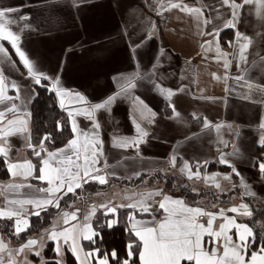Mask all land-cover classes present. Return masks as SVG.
<instances>
[{
  "label": "crops",
  "instance_id": "1",
  "mask_svg": "<svg viewBox=\"0 0 264 264\" xmlns=\"http://www.w3.org/2000/svg\"><path fill=\"white\" fill-rule=\"evenodd\" d=\"M73 3L74 0H0V8L18 9L9 14V18L15 21L11 28L21 36L20 46L35 69L50 77L42 82H47L52 90L51 84L58 77L59 87L72 93L78 92L89 102L81 104L66 97L65 107L62 108L61 98L52 90L58 106L68 117L70 128L68 111L103 102L120 91V84L125 78L139 73V78L134 81L135 88L117 96L108 110L94 114L93 119L100 123L99 136L103 141L104 158L98 165L103 169L101 174H107V179L152 174L168 167L171 157L175 156V164L217 163L229 168L231 172L224 175L230 176L234 174L232 168L220 163L221 157H224L240 173L239 176L234 174L238 183L242 185L241 180H247L243 184V194L253 193L264 200V173L259 170V164L264 162V149H259L258 143L260 136L264 135V130L259 127L264 122V19L257 15V6L245 5L239 9L233 28L227 26L233 20V10L224 5L223 0H80L79 7H74ZM173 3L182 7L186 5L189 9L198 8L202 15L171 8ZM261 11L264 13V10ZM23 16L29 19H20ZM214 30L219 31L216 33ZM237 31L252 39L245 53L247 62L239 58ZM217 41L220 53L228 54L226 59L230 65L227 68L224 66L225 57L217 52ZM230 42L232 46H229ZM2 43L9 52L7 57L0 54V72L5 78L6 95L16 96L11 88L13 83L19 87V99L0 103V111L12 104L19 109L15 114L8 113L4 123L17 116L29 122V117L24 114L29 113L35 97V84L11 45L6 41ZM237 76L244 79L238 81L235 79ZM248 83L254 87L249 89ZM157 84L175 94L169 99L156 87ZM170 105L175 106L179 116L174 114ZM152 113L155 115L152 116ZM193 114L198 118H193ZM205 118L211 127L205 128ZM75 119L81 130L91 134L92 120L84 115L75 116ZM136 124L148 133L143 142L136 147H114V138L133 140L138 137ZM217 125L221 126L219 131ZM5 146L10 148L6 158L9 163L31 160L35 164V156L27 147V134L9 137ZM1 158L5 161L4 157ZM105 159L107 168H104ZM5 167L7 176L0 178V208L5 207L8 200L46 196L38 191L48 187L46 182L33 177L27 180L13 178L7 163ZM204 174L213 176L223 173ZM35 175H39L38 167ZM10 184H30L31 187H7ZM142 191L141 194H147L155 190ZM141 194H136L133 200L140 199ZM125 195H121L124 200ZM161 199L153 204V197L148 202L156 207L151 213L135 214L136 219H162L165 214L157 203ZM7 207L19 209L21 206ZM50 207L47 206L46 210ZM23 209L30 224L36 217L31 215L34 206L23 205ZM43 211L40 210V214ZM133 213L130 212L129 216ZM77 215L78 220L74 224L83 226L90 223L93 226L94 217L85 221V215L80 214V210ZM62 224L59 227H64ZM27 230L21 233L27 234L24 238L19 237L21 234L17 236V243L38 240L36 235L41 233L39 230L28 233ZM232 232L233 229L229 235H233L235 240ZM53 242L50 243L53 244L51 248L56 264L57 261L61 264H80L70 251L71 241L65 245L60 239L62 249L59 255ZM86 242L89 241L80 239L78 242L83 249L79 252L81 259L88 252L83 248ZM249 250V256L252 251H259ZM42 256L45 257V248Z\"/></svg>",
  "mask_w": 264,
  "mask_h": 264
},
{
  "label": "snow or ice",
  "instance_id": "2",
  "mask_svg": "<svg viewBox=\"0 0 264 264\" xmlns=\"http://www.w3.org/2000/svg\"><path fill=\"white\" fill-rule=\"evenodd\" d=\"M224 5L230 7L232 11L233 20H230L227 24L228 27L235 28V20L238 17V10L242 9L245 5H256L257 15L264 19V0H241L237 3L236 0H223ZM74 7L80 6V0H74ZM171 8H181L182 11L189 13H196L202 15L200 9H189L186 5L183 7L180 4H171ZM18 11L13 7L0 8V54L3 56H9L8 49L4 46L7 42L14 49L16 55L19 57L20 62L27 69L28 76L33 80L35 85L43 86L42 80H49L50 77L38 72L33 63L30 61L25 51L20 46L21 36L14 32L11 25L15 23L14 20L9 18V14ZM161 14V13H158ZM20 19L27 20V16H23ZM209 23V21H205ZM155 25L153 24V28ZM219 30H214L218 33ZM212 35L213 33H208ZM151 38V34H149ZM236 42L239 45V58L240 60L247 62L245 55L249 46L252 44V39L239 31L236 32ZM209 44L211 42H208ZM231 42H230V45ZM135 47H139L136 45ZM135 47L132 51L135 52ZM217 52L220 53V49L217 41ZM225 57V68L229 67L230 61L226 59L227 53H220ZM10 58V57H9ZM264 59V57H262ZM139 78V73H134L131 77L125 78L124 82L120 84V91L116 94L109 96L106 100L100 103L90 104L89 107L83 109H74L68 111V116L71 118V131L73 137L68 140L65 147L57 149L55 151H48L45 147L46 142L52 140L51 134H45L39 140L38 145L32 143L31 133L28 125V120L17 116L15 119H7V123L4 121L7 118L8 113H17L19 109L15 104L7 107L5 110L0 111V157L5 158L8 170L13 178L22 177L24 180L33 177L40 181L46 182L48 187L40 188L38 191L45 193L44 198L39 199H27V200H8L6 206L0 208V219H13L14 220V234L19 236L22 232H25L29 227L28 216L24 215L23 205L34 206V211L31 215L39 216L40 210H46L47 206L60 207V200L63 196L69 193L75 194L76 190L81 188L84 183L89 181L98 182L100 185L108 183L107 174H101L103 169L98 167L101 163V159L104 158L103 141L99 136L100 123L93 119L94 114L100 110H108L117 96L126 94L130 89L135 88V79ZM115 79V78H114ZM218 79V77H217ZM236 80H243V76L235 77ZM60 80L55 78L51 84L52 90L56 95L60 97V105L65 107L66 97H71L76 102L81 104H89L87 99L80 93H72L68 90L59 87ZM249 89L254 86L250 83L247 84ZM160 89L161 93L166 95L169 99L175 93L172 90L163 89L160 85H156ZM259 87V86H256ZM12 90L16 92V96L6 95L7 86L5 84V78L3 73L0 72V103L10 101L12 99H19V87L13 83L11 85ZM247 98V97H245ZM139 100V98H136ZM143 104V101H140ZM146 108L147 106L144 105ZM176 116L179 113L175 112V106L170 105ZM151 112V110H148ZM25 117H30V113H25ZM84 115L89 120H92V132L81 130L75 119V116ZM155 113H152L154 116ZM193 118H198L193 114ZM151 123L152 121L149 120ZM205 128L211 127L207 119H204ZM221 126L217 125L216 129L219 131ZM260 129L264 130V122L259 125ZM138 137L133 140L127 138H114V147H136L143 142V138L148 135L147 132L140 128L139 124H136ZM57 130L63 131V125L57 122ZM27 134V147L31 150L32 154L38 158L39 166L32 163L31 160H25L22 162L7 161L10 148L5 145L8 144V138L13 135ZM83 138V139H81ZM261 148H264V135H261L258 141ZM176 157H171L170 165L175 167ZM220 163L226 164L232 168V172L239 176L240 173L226 158L221 157ZM39 175L36 176L37 171ZM108 164L106 159L104 160V168H107ZM259 170L264 173V162L259 164ZM181 171H187L188 179H201L199 168L195 172L192 171L191 165L185 162ZM139 175V174H138ZM205 181H215L216 177H204ZM223 179L230 180V176H224ZM7 187L21 188L31 187L27 185L10 184ZM215 187L219 188L220 184L215 183ZM254 195L253 193H248ZM132 196H125V199L132 200L133 202L128 204H113V201H107L100 205H93L88 215L84 217L85 221H89L92 216L97 212V209H101L102 215L105 217H111L105 221L108 228H112L119 224L118 209L129 208L136 209L138 212L151 213L153 206L148 201L152 200L154 196H162V199L158 201V208L165 214L162 219L157 220L153 217L150 221L136 219L135 213L128 216V223L130 225V233L134 235L135 239L127 244V258L120 259L116 250L111 252H101L98 247L88 251L84 254V258L81 259L79 252L83 249L79 245V240H87L93 244L96 242V238L100 236V233L90 224L85 223L81 226L78 223H70L71 221L78 220L79 209L73 212H64L62 214L63 223L70 225L65 227L61 231H56V226L46 230L47 238L56 241L57 247L56 253L59 255L60 239H63L65 245L71 241L70 251L76 256L80 264H91V261H95V264H110V259L116 261V264H136L138 259L139 264H264V246H261L259 251H252L250 256L248 248L250 243H255L254 231L247 224H241L236 221L234 217H229L225 212L239 213L245 216H252V211L248 209L247 204H241L239 207H232L227 210L220 209L218 213L206 211L201 207H191L186 205L183 200L173 199L168 195H162L161 191L149 192L147 194H141L140 199L133 200ZM7 205H20L19 209H12ZM243 209V212H240ZM207 217L206 223H201L200 218ZM222 219L223 222L214 227V222L218 219ZM232 229H235L234 235L236 239H233V235H229ZM205 237L208 239L205 240ZM43 238V237H42ZM39 241L37 239H28L23 243L17 254L23 253L25 249L32 251ZM6 245L0 240V251H4ZM35 256H40L39 250L34 251ZM0 264H4L2 258H0ZM8 264H14L12 259H9ZM41 264H44L41 261ZM57 264H61L57 261Z\"/></svg>",
  "mask_w": 264,
  "mask_h": 264
},
{
  "label": "trees",
  "instance_id": "3",
  "mask_svg": "<svg viewBox=\"0 0 264 264\" xmlns=\"http://www.w3.org/2000/svg\"><path fill=\"white\" fill-rule=\"evenodd\" d=\"M11 53V52H10ZM12 54V53H11ZM14 58V56H13ZM43 86H34L35 97L30 105V117H29V130L31 133L32 143L38 145L39 140L45 134H51L52 140L46 142L45 147L48 150L58 149L65 146L69 139L72 138L73 133L69 126V120L65 112L58 106L57 100L55 98L54 92L50 89L47 82H42ZM57 122L63 125V131L57 130ZM259 149H264L259 147ZM31 152V150H29ZM32 153V152H31ZM35 165H39V160L37 157H34ZM201 170L204 169L203 173L217 172V173H230V169L227 167L220 166L217 163L201 164ZM160 170H156L150 175H155L156 178L165 181L164 187L167 189V192L179 193L182 196V199L186 201L191 206H196L198 200H204L203 203L208 204H228L229 198L226 196V193H222L219 196L212 190L203 191L202 193L198 192L192 194L187 186L183 177L181 178L177 173L176 176L181 178L179 182L174 183V180H178L175 176H167L166 178L163 175L159 174ZM7 176V171L3 159L0 157V178L4 179ZM143 177H147L145 174H142ZM230 177L233 182H237V178L234 174H230ZM231 183V182H230ZM234 183V184H235ZM94 187V188H93ZM232 191L237 196L243 204L248 205V209L252 211V216L248 218V226L251 227L254 231L255 240L257 244L251 245L250 250L260 249L261 246H264V235L259 230L258 226L255 224L256 219L258 220L261 216H264V200L255 196H243L242 190L236 186H232ZM237 191H235V188ZM97 185L95 183H87L83 185L80 189L76 190V193L83 192V197L86 196L87 189L97 190ZM74 196L70 193L66 196H63V199L60 200V207H50L48 210L41 212L39 216H36L31 220L30 227L27 230L28 232L37 231L42 225L48 224L50 220L58 215V212L61 209H68L69 205L74 204ZM198 207H202L197 204ZM131 212L130 209L126 208L124 210H119V224L115 225L112 228H108L105 224V216L102 214H97L93 220V227L100 233V236L96 238L95 244L91 242L84 243L85 249L93 250L95 248L101 249V252H111L116 250L120 259L127 258V244L135 239L134 235L129 231L128 216ZM137 214L136 212H134ZM104 220V221H103ZM11 223L9 221L0 219V232L10 231ZM27 234H21L19 237L24 238ZM52 245L49 243L46 245L45 255L47 254L49 264H56L55 255L52 253ZM71 258V257H69ZM110 264H116V261L110 259ZM136 264H139L138 259Z\"/></svg>",
  "mask_w": 264,
  "mask_h": 264
},
{
  "label": "rangeland",
  "instance_id": "4",
  "mask_svg": "<svg viewBox=\"0 0 264 264\" xmlns=\"http://www.w3.org/2000/svg\"><path fill=\"white\" fill-rule=\"evenodd\" d=\"M185 163H177L175 164V167H172L171 165H169L168 167H165L163 169H161L159 171V174L163 175V177H167V176H175L176 178H179L176 176L177 173H180V177L184 179L185 182V186H187L188 190L192 193V194H196L198 192L202 193L203 191H209L212 190L219 196L222 193H226V196L229 198V203L228 204H208L207 203H203L204 200H198L196 203V206H198L197 204L203 206V209H205L206 211H210L213 213H218L220 209H229L232 207H239V205L243 204V202L241 200H239L237 198V196L234 194V192L232 191L233 187L232 186H236L238 188H240V190H243V184L245 183V179H242V185L240 184V182L238 183V181L235 183L232 181V179L230 180H225L223 179V177L225 176L224 174H217V175H213L216 177L215 181H205L204 177H211L212 175H206L204 174V169L201 170L200 167H202V165L199 164H190L192 171L195 172L197 170V168H199L200 170V174H201V179H188V175H187V171H181V169L184 167ZM147 177H143L142 174L138 175V176H131L130 178H110L108 179V183L105 185H100L99 183H95L97 185V190H92V189H87L86 191H84V193H86V196L83 197V192L80 193H75L72 194L70 193L72 196H74V204L69 205V210L70 212L76 211L77 209L80 210V214L82 213V215L84 214L85 216L89 214L91 207L93 205H100L103 203H106L107 201H113V204H128L129 200L124 198H121V195H125V196H132L133 193L141 194V190H144L142 192L147 191L148 189L150 190H155L157 191V189H160L162 195H168L170 197H172L173 199H182V196L179 195V193H174V192H167V189L164 187L165 185V181L156 178L155 175H150V174H145ZM181 178H179L178 180H174V183L179 182L180 180H182ZM183 181V180H182ZM227 182V183H226ZM229 182V183H228ZM231 182V183H230ZM215 183H219L220 187L217 188L215 187ZM235 183V184H234ZM236 187L234 188L235 191H237ZM94 188V187H93ZM119 190H117V189ZM114 189V190H113ZM153 191V192H155ZM114 192V193H113ZM117 192H120V196L119 194L117 195ZM243 193V191H242ZM249 195V194H247ZM119 196V197H118ZM243 196H246V194ZM254 196V195H253ZM134 197V196H133ZM158 198H162V196H154V200L151 201V203L153 202V204L156 203ZM183 202L185 204H188L186 201L183 200ZM150 203V202H149ZM156 206H153V209ZM202 208V207H201ZM67 209V210H68ZM71 209L73 211H71ZM126 208H121L118 209L119 210H124ZM129 209V208H128ZM68 210V211H69ZM131 212H136L139 214H142L143 212H138L136 211V209H130ZM101 209H97V212L94 216L92 217H96L97 214H102ZM243 209H240V212H243ZM64 212H67L66 209H61L58 212V215L54 218H52L50 220V222L48 224L42 225L39 229V231L41 233H38L36 235V237L38 238V245L32 250L29 251L28 249H25V251L23 253H19L17 254V249L20 248V246L23 244L22 243H17V236L14 234V227H13V221L15 220V218L9 220V219H3L6 221H9L11 223V228L10 231L8 230V232H0V240L3 241V243L6 245V249L4 251H0V258L3 259L4 264H8L9 259H12L14 261V264H41V261L44 262V264H49L50 260H48V256L47 254L45 255V257L42 256V250H44V248L46 249V245L49 244L52 240L47 238V234H46V230H50L53 228V225L56 226V231H61L63 230L65 227H69L70 225H65L63 223V219H62V214ZM69 212V213H70ZM79 213V212H78ZM130 214V213H129ZM225 214L229 217H234L236 219V221L238 223H248V218L249 216H245V215H241L239 213H231V212H225ZM83 215V216H84ZM91 217V218H92ZM110 217H105L104 220L109 219ZM103 220V221H104ZM207 217H201L200 218V222L201 223H206ZM223 220L218 218L215 222H214V227L218 226ZM62 224V226L64 227H59V225ZM70 223L74 224V221H71ZM255 224L258 226L259 230H261V232L264 235V216H261V218H259L258 220L256 219ZM248 225V224H247ZM61 226V225H60ZM235 229H233L232 234L234 233ZM43 237V238H42ZM50 241V242H48ZM53 242V241H52ZM55 242V243H54ZM54 247L56 245L57 247V242L54 241ZM255 243L257 244V241L255 240ZM255 243H250L249 244V249L251 245H255ZM51 244V243H50ZM61 244V242H60ZM53 247V244H51ZM61 249H62V244L60 245ZM83 248L85 251H90L88 249H85V246L83 244ZM39 250L41 255L40 256H35L33 254L34 251ZM30 256V257H28ZM52 264V263H51Z\"/></svg>",
  "mask_w": 264,
  "mask_h": 264
}]
</instances>
